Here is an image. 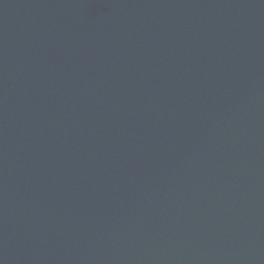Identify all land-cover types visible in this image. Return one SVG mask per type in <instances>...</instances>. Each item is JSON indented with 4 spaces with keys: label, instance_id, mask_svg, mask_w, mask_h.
Here are the masks:
<instances>
[{
    "label": "water",
    "instance_id": "95a60500",
    "mask_svg": "<svg viewBox=\"0 0 264 264\" xmlns=\"http://www.w3.org/2000/svg\"><path fill=\"white\" fill-rule=\"evenodd\" d=\"M0 264H264V0H0Z\"/></svg>",
    "mask_w": 264,
    "mask_h": 264
}]
</instances>
